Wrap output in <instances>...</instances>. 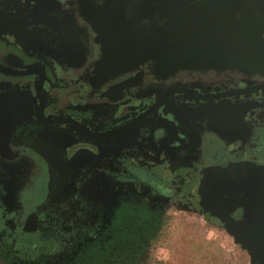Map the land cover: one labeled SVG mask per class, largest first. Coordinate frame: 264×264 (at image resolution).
Returning a JSON list of instances; mask_svg holds the SVG:
<instances>
[{"label": "flooded vegetation", "instance_id": "flooded-vegetation-1", "mask_svg": "<svg viewBox=\"0 0 264 264\" xmlns=\"http://www.w3.org/2000/svg\"><path fill=\"white\" fill-rule=\"evenodd\" d=\"M113 1L0 0L4 247L26 264H72L141 197L153 211L199 210L264 264V74L212 66L226 44L208 36L206 7L191 16L181 4L184 67L160 71L168 47L154 55L120 31L165 0H119L105 13ZM262 25L247 24L243 42L263 43ZM201 49L209 60L191 62ZM223 112L237 117L228 129L214 126ZM33 231L55 251H26Z\"/></svg>", "mask_w": 264, "mask_h": 264}, {"label": "rangeland", "instance_id": "rangeland-1", "mask_svg": "<svg viewBox=\"0 0 264 264\" xmlns=\"http://www.w3.org/2000/svg\"><path fill=\"white\" fill-rule=\"evenodd\" d=\"M206 114L205 110L201 121ZM216 117L218 122L214 126L222 129H228L237 120L235 115L225 112ZM151 211L143 198L134 203L131 198L130 206L121 210L113 231L95 234L78 246L72 264H258L249 255L248 247L232 239L223 227L195 208L165 204ZM42 239L33 231L22 238L21 244L30 254L37 251L36 247L52 253L53 239ZM0 264H26L9 254L1 236Z\"/></svg>", "mask_w": 264, "mask_h": 264}, {"label": "water", "instance_id": "water-1", "mask_svg": "<svg viewBox=\"0 0 264 264\" xmlns=\"http://www.w3.org/2000/svg\"><path fill=\"white\" fill-rule=\"evenodd\" d=\"M179 4L185 5L188 13H192L191 16H193V11L199 8L206 7V11H209L208 36L216 39L217 44H226L222 51L217 50L213 54L212 66H226L231 62L232 68H243L248 72L264 74V42L262 43L261 39L257 41V34L247 42L246 40L243 42L241 39L247 24L248 26L251 24L258 27L263 26L264 0H165V3L160 5L145 6L143 10L152 12L153 16L145 23L137 24L133 30L125 26L120 31L121 35L125 31L133 44L135 43L138 48L154 49L152 50L154 55L158 53L155 51L158 45L163 44L168 47V51L161 55L158 64L160 71H175L183 68L180 60L185 59L186 56L184 58L181 54L180 57L179 49L183 42L177 35L184 23L185 15L179 8ZM194 5L197 7L191 11V6L194 7ZM121 6V1H113L111 9L106 10L105 13L118 11ZM139 8H141V4H139ZM190 51L192 53L193 49ZM134 52L136 53L135 49ZM136 54L138 55V53ZM188 59L191 62L201 63L202 60H209V57L201 49L197 50L195 54L188 55ZM192 66L191 68L202 67L199 63H194Z\"/></svg>", "mask_w": 264, "mask_h": 264}]
</instances>
